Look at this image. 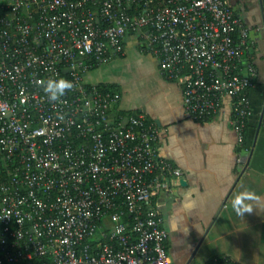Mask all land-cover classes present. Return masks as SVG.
I'll return each mask as SVG.
<instances>
[{"label":"built area","instance_id":"obj_1","mask_svg":"<svg viewBox=\"0 0 264 264\" xmlns=\"http://www.w3.org/2000/svg\"><path fill=\"white\" fill-rule=\"evenodd\" d=\"M127 38L181 85L189 118L220 117L229 98L243 146L258 71L228 0H0V264H171L154 200L183 171L153 122L85 81ZM61 79L74 87L50 101L41 82Z\"/></svg>","mask_w":264,"mask_h":264},{"label":"crops","instance_id":"obj_2","mask_svg":"<svg viewBox=\"0 0 264 264\" xmlns=\"http://www.w3.org/2000/svg\"><path fill=\"white\" fill-rule=\"evenodd\" d=\"M228 2L250 30L258 71L250 90L252 114L243 146L237 147L228 124L229 98L224 99L220 117L206 122L189 118L182 106L181 85L163 77L157 58L139 53L132 38L126 39L122 56L85 75L87 84L120 93L113 113H141L153 122L161 132L159 154L183 171L154 200L168 232L171 264H209L215 256L238 264H264V0ZM129 53L136 55V68L146 76L136 88L111 77L114 65L123 66ZM102 71L111 76L98 73ZM237 204L248 211L238 215ZM103 223L111 226L108 218ZM99 236L98 232L94 239Z\"/></svg>","mask_w":264,"mask_h":264},{"label":"rangeland","instance_id":"obj_3","mask_svg":"<svg viewBox=\"0 0 264 264\" xmlns=\"http://www.w3.org/2000/svg\"><path fill=\"white\" fill-rule=\"evenodd\" d=\"M127 56H128L127 62L124 63L123 66L118 65V64L114 65L115 66V68L113 69L114 76H111L110 73L106 74L104 71L98 72V73H100V75L104 77H109L110 75L112 78H115L120 83H122V85L124 84V81H125V85L136 88L139 81H141L142 79H146V76L138 72L136 68V65H135L136 55L129 53ZM91 78H92L91 75H88V80H91Z\"/></svg>","mask_w":264,"mask_h":264},{"label":"clouds","instance_id":"obj_4","mask_svg":"<svg viewBox=\"0 0 264 264\" xmlns=\"http://www.w3.org/2000/svg\"><path fill=\"white\" fill-rule=\"evenodd\" d=\"M44 88V92L48 96L50 101H59L61 97L66 94V91L73 89L74 85L67 80L61 79L58 81L49 80L46 84L41 82ZM236 211L238 215H244L247 209H242L239 204L236 205Z\"/></svg>","mask_w":264,"mask_h":264}]
</instances>
